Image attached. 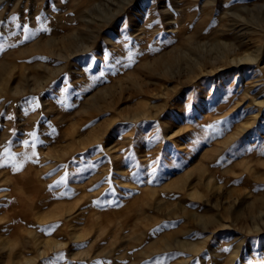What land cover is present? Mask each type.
Listing matches in <instances>:
<instances>
[{
  "label": "rangeland",
  "instance_id": "1",
  "mask_svg": "<svg viewBox=\"0 0 264 264\" xmlns=\"http://www.w3.org/2000/svg\"><path fill=\"white\" fill-rule=\"evenodd\" d=\"M0 165V264H264V0H0Z\"/></svg>",
  "mask_w": 264,
  "mask_h": 264
},
{
  "label": "bare ground",
  "instance_id": "2",
  "mask_svg": "<svg viewBox=\"0 0 264 264\" xmlns=\"http://www.w3.org/2000/svg\"><path fill=\"white\" fill-rule=\"evenodd\" d=\"M221 57H222V56H221ZM255 57H256V56H255ZM233 59H234V57H233ZM233 63H234V64H241L242 61H238V62H237V61L234 60ZM231 66H232V65H231ZM237 67H238V66H237ZM259 105H260V104H259ZM251 118L254 119L255 117H254V118L251 117ZM251 118H250V119H251ZM256 118H257V117H256ZM252 119H251V120H252ZM251 120H250V122H251ZM255 120H256V119H255ZM247 121H249V120H247ZM253 124H254V123H253ZM250 125H251V123L248 124V126H250ZM237 129L243 130V129H245V127H243V128H242V127H239V128H236V130H237ZM236 132H237V131H236ZM243 132H244V131H243ZM239 133H240V132H239ZM239 133H238V134H239ZM239 135H240V134H239ZM233 137H235V136H231V138H229V139L232 140ZM198 165H199V164H198ZM197 169H198V168H197ZM206 173H207V172H206ZM207 176H208V175H207ZM209 178H210V179H208V181H207V182H208V187H210V186L212 185V183H214V181H212L213 178H212V179H211V177H209ZM213 180H214V179H213ZM215 184H216V183H215ZM189 196H190V197H193V194L190 193ZM218 223H220V222H218ZM31 241H32V240H31ZM32 242H33V241H32ZM34 244H35V243H34Z\"/></svg>",
  "mask_w": 264,
  "mask_h": 264
},
{
  "label": "snow or ice",
  "instance_id": "3",
  "mask_svg": "<svg viewBox=\"0 0 264 264\" xmlns=\"http://www.w3.org/2000/svg\"><path fill=\"white\" fill-rule=\"evenodd\" d=\"M27 30V26H25V31ZM0 166H2V165H0Z\"/></svg>",
  "mask_w": 264,
  "mask_h": 264
}]
</instances>
